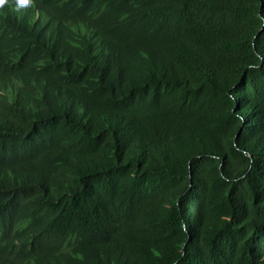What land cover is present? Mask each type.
I'll list each match as a JSON object with an SVG mask.
<instances>
[{"label":"trees","instance_id":"trees-1","mask_svg":"<svg viewBox=\"0 0 264 264\" xmlns=\"http://www.w3.org/2000/svg\"><path fill=\"white\" fill-rule=\"evenodd\" d=\"M0 264H264V0H4Z\"/></svg>","mask_w":264,"mask_h":264},{"label":"clouds","instance_id":"clouds-1","mask_svg":"<svg viewBox=\"0 0 264 264\" xmlns=\"http://www.w3.org/2000/svg\"><path fill=\"white\" fill-rule=\"evenodd\" d=\"M4 0H0V4H2ZM17 3L23 6H27L30 3V0H17Z\"/></svg>","mask_w":264,"mask_h":264}]
</instances>
